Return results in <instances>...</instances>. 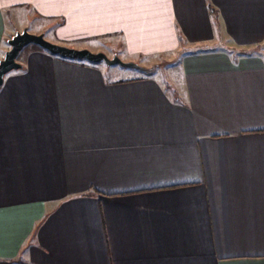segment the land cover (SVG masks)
Instances as JSON below:
<instances>
[{
  "label": "crops",
  "instance_id": "obj_1",
  "mask_svg": "<svg viewBox=\"0 0 264 264\" xmlns=\"http://www.w3.org/2000/svg\"><path fill=\"white\" fill-rule=\"evenodd\" d=\"M43 21L53 43L173 69L20 52L0 264H264V0H0V59Z\"/></svg>",
  "mask_w": 264,
  "mask_h": 264
},
{
  "label": "water",
  "instance_id": "obj_2",
  "mask_svg": "<svg viewBox=\"0 0 264 264\" xmlns=\"http://www.w3.org/2000/svg\"><path fill=\"white\" fill-rule=\"evenodd\" d=\"M8 49L4 52L0 59V89L4 82L5 76L22 68V64L18 62L17 58L20 52L29 45H35L46 52L70 60H85L89 63H104L106 66L119 65L122 67H130L141 71H153L156 65L149 68L142 67L134 62H124L117 55L108 57L102 52H91L87 49H76L54 44L47 41L42 33L34 34L27 30L16 31L8 40Z\"/></svg>",
  "mask_w": 264,
  "mask_h": 264
},
{
  "label": "rangeland",
  "instance_id": "obj_3",
  "mask_svg": "<svg viewBox=\"0 0 264 264\" xmlns=\"http://www.w3.org/2000/svg\"><path fill=\"white\" fill-rule=\"evenodd\" d=\"M11 24V23H10ZM15 26H17V28L19 27V25H15ZM44 27V30H43V35H44V38L47 40V41H49V42H51V43H53L52 42V34H51V30L49 29V25H48V23L46 22V21H43V22H41V23H38V22H36V23H28L27 24V30L29 31V32H31V33H33V32H35V30L38 28V27ZM24 29V28H23ZM22 30V29H21ZM20 30V31H21ZM16 32V31H15ZM35 34V33H34ZM54 44H57V43H54ZM58 45H60V44H58ZM62 46H64V45H62ZM26 47H28V46H26ZM66 47V46H65ZM70 48H73V47H70ZM77 49V48H76ZM87 50H89V49H87ZM89 51H91V50H89ZM91 52H93V51H91ZM119 57V56H118ZM22 58V56H21V54L18 56V58H17V60H20ZM120 58V57H119ZM123 58V57H122ZM121 59V58H120ZM122 60V59H121ZM122 61H124V60H122ZM124 62H132V61H124ZM104 64V63H103ZM138 64V63H137ZM104 66H105V64H104ZM140 66H142V65H140ZM153 66V65H152ZM111 68H112V70H111V73L112 74H115L114 75V77H122V75L124 74V73H146L147 71H141V70H137V69H133V68H130V67H122V66H119V65H113V66H110ZM142 67H144V66H142ZM151 67V66H150ZM146 68H149V67H146ZM156 69H160V68H156ZM173 69V67L172 68H167V69H160V70H158V72L161 74V76L163 77V79H165V78H167L166 76H169V71H171ZM172 74V73H171Z\"/></svg>",
  "mask_w": 264,
  "mask_h": 264
}]
</instances>
